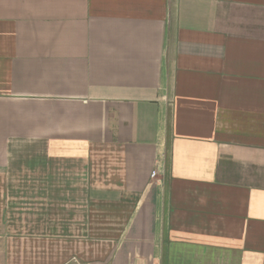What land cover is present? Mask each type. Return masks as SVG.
<instances>
[{"label": "crops", "instance_id": "obj_1", "mask_svg": "<svg viewBox=\"0 0 264 264\" xmlns=\"http://www.w3.org/2000/svg\"><path fill=\"white\" fill-rule=\"evenodd\" d=\"M73 257L264 264V0H0V264Z\"/></svg>", "mask_w": 264, "mask_h": 264}, {"label": "built area", "instance_id": "obj_2", "mask_svg": "<svg viewBox=\"0 0 264 264\" xmlns=\"http://www.w3.org/2000/svg\"><path fill=\"white\" fill-rule=\"evenodd\" d=\"M156 175H157L156 172H154L152 177L155 178ZM67 264H87V263L83 262L77 257H73Z\"/></svg>", "mask_w": 264, "mask_h": 264}]
</instances>
